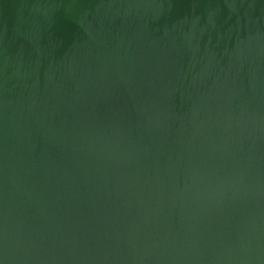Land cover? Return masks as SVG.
<instances>
[{
    "label": "water",
    "instance_id": "1",
    "mask_svg": "<svg viewBox=\"0 0 264 264\" xmlns=\"http://www.w3.org/2000/svg\"><path fill=\"white\" fill-rule=\"evenodd\" d=\"M0 264H264V0H0Z\"/></svg>",
    "mask_w": 264,
    "mask_h": 264
}]
</instances>
